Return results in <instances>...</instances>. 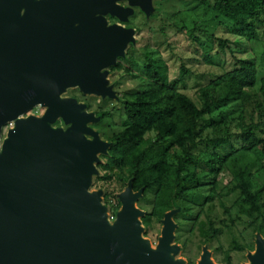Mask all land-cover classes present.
<instances>
[{
	"label": "water",
	"instance_id": "water-1",
	"mask_svg": "<svg viewBox=\"0 0 264 264\" xmlns=\"http://www.w3.org/2000/svg\"><path fill=\"white\" fill-rule=\"evenodd\" d=\"M135 7L154 11L153 0H0V264H186L173 244L179 209L165 213L153 247L131 181L109 220L103 191H91L111 145L91 126L101 117L63 96L79 87L119 98L108 76L136 41L124 25ZM249 260L264 264L260 233ZM199 264H217L208 247Z\"/></svg>",
	"mask_w": 264,
	"mask_h": 264
},
{
	"label": "trees",
	"instance_id": "trees-1",
	"mask_svg": "<svg viewBox=\"0 0 264 264\" xmlns=\"http://www.w3.org/2000/svg\"><path fill=\"white\" fill-rule=\"evenodd\" d=\"M197 1L211 15L209 20L226 19L237 28L228 39L209 34V41L215 38L226 53L231 42L237 43L231 52L240 56L231 53L230 69L221 68L207 79L208 74L204 75L207 82L196 83L194 99L185 89L192 75L185 63L174 77L169 61L158 49L146 46L141 58L134 49L136 42L131 43L125 57L110 68L111 82L120 92V106L109 108L114 99L108 97H92L87 103L88 111L101 116L98 126L111 144L100 155L92 189L103 191V203L115 216L121 208L118 195L130 181L134 191L143 189L138 203L147 210L142 218L147 237L152 236L154 220L161 221L166 212L179 209L178 215L189 218L194 204L200 207L198 219L216 198L230 214L231 224L236 217L246 218L247 227L264 234V73L252 45L260 40L259 27L264 26V0ZM160 3L153 0L154 10L161 11ZM136 32L141 28L137 26ZM193 35L195 53L201 52L214 65L211 45L204 48L198 35ZM198 60L190 58L194 64ZM258 72L263 74L260 79ZM131 82L137 85L122 92ZM79 92V100L85 101L86 95ZM228 110L233 114L228 116ZM115 112H119L118 123ZM235 140L241 143L239 148H234ZM232 195L227 206L223 198ZM209 226L212 235L208 242L221 232L214 221ZM233 244L238 251L254 248ZM226 258L231 264L230 254Z\"/></svg>",
	"mask_w": 264,
	"mask_h": 264
},
{
	"label": "rangeland",
	"instance_id": "rangeland-1",
	"mask_svg": "<svg viewBox=\"0 0 264 264\" xmlns=\"http://www.w3.org/2000/svg\"><path fill=\"white\" fill-rule=\"evenodd\" d=\"M160 1L161 11L154 10L150 16H147L139 7H135L134 15L129 18L127 23H124L127 27L135 28L137 31V26L141 28V32L135 35L136 38V54L142 58L145 47L151 46L152 49L161 52L163 57L169 61L170 69L172 75L175 77L179 74V67L181 63L192 70L191 78L187 81L186 92L196 99L197 89L196 85L198 83L207 82L206 79L210 77L211 74L218 72L221 68L230 69L233 65V57L231 53L237 57L240 56V53L231 52L232 46L235 44L231 42L229 44L231 48H228V53L220 49L218 41L215 38H210L209 34L215 35L217 38H230L232 34L237 30V28L228 20L221 19L220 21L209 20L211 15L208 13L203 4H199L197 0H193L190 4L182 3L180 1ZM124 6H128L126 1L120 2ZM193 9L192 11L190 9ZM190 10V12H188ZM207 11V12H206ZM109 18V16H107ZM107 18V19H108ZM115 19V18H114ZM111 20L110 18L108 21ZM146 23V25L144 24ZM145 25V26H143ZM164 28L163 30L161 28ZM194 27L196 28L195 30ZM165 30V32H164ZM260 30V40L252 41V45L255 53L258 55V66L261 72L264 73V26L259 27ZM198 35V39L204 48H207L211 45L210 56L213 58L214 65L208 63L203 57L202 53H195V42L194 35ZM171 46H168V45ZM237 44V43H236ZM235 44V45H236ZM131 44L128 45V48ZM127 48V51H128ZM126 51V52H127ZM190 58H198V62L195 64L191 63ZM208 74V77L205 76ZM258 78L260 79L263 74L258 72ZM109 84L113 85L110 79L109 74ZM197 83V84H196ZM137 83L131 82L127 83L121 91H125L128 88L135 87ZM114 86V85H113ZM114 90L117 92L115 87ZM130 90V89H129ZM80 96L79 89H68L63 95L69 97V95ZM120 92L117 93L119 97ZM92 97H97L100 99V96L97 95H86L85 101L92 100ZM114 99L115 106L119 107L121 101ZM46 109L38 106L34 108L33 112L37 115L44 113ZM233 113L230 110L227 111V115ZM114 121L118 123L120 121L119 112H115ZM100 122V121H99ZM92 123L91 126L99 131L100 137L103 140H106L102 136L100 131V126L98 123ZM56 125H61L62 121L58 120ZM62 126V125H61ZM8 130V126L5 127V131ZM212 133V132H211ZM210 133V134H211ZM107 141V140H106ZM241 145L237 140L234 141V148H239ZM226 179V178H225ZM223 182L225 184V180ZM206 190L208 187L205 188ZM98 190L97 188H91V191ZM234 196H228L223 198V201L227 206H230ZM137 206L147 211L144 208H141L139 203ZM193 213L186 218L177 213L173 216L174 222L177 224L175 230V239L173 244L179 246V251L175 255L176 259H181L185 261L186 264H199L201 261V256L203 254V248L208 247L209 251L212 254L213 262L217 264H228L227 254L231 256V264H248L249 253H254L256 249V232L253 228L247 227L246 218H237L234 224H231L230 214L225 212V209L222 207L219 198H216L213 202L208 203L204 210L199 215L197 219L198 212L200 207L194 205ZM236 215V214H235ZM197 220H196V219ZM196 220V221H195ZM212 220L215 223L216 228H220L221 232L214 237L211 241H207L212 233L210 232L209 221ZM144 226V225H143ZM145 228V226H144ZM163 228V223L161 221L154 220L153 227L151 228L152 236H145L146 238L152 241L153 247L158 244V239L161 236V231ZM261 234V233H260ZM264 238V234H261ZM234 241L240 244H249L254 246L251 250L246 246L244 251L234 250Z\"/></svg>",
	"mask_w": 264,
	"mask_h": 264
},
{
	"label": "flooded vegetation",
	"instance_id": "flooded-vegetation-1",
	"mask_svg": "<svg viewBox=\"0 0 264 264\" xmlns=\"http://www.w3.org/2000/svg\"><path fill=\"white\" fill-rule=\"evenodd\" d=\"M109 16V18L111 19V20H109V23L110 24H113V23H116V22H119L118 21V19H116L115 17H112V16H110V15H108ZM108 18V17H107ZM108 18V19H109ZM115 18V19H114ZM68 89H80L79 87H71V88H68ZM69 97H74V98H76L79 102H83V103H85L86 105H87V103L86 102H84V101H80L79 100V98H78V96L75 94H73V95H69ZM101 99H104V98H102V97H100ZM103 101V100H102ZM117 101H120V100H117ZM113 106H115V103L114 102H110V106H109V108H111V107H113ZM94 112V111H93ZM96 114V113H95ZM97 115V114H96ZM98 117H99V115H97ZM101 117V116H100ZM62 121V120H61ZM100 121H101V119H100ZM62 126H64V124H63V122H62V124H61ZM60 125V126H61Z\"/></svg>",
	"mask_w": 264,
	"mask_h": 264
},
{
	"label": "built area",
	"instance_id": "built-area-1",
	"mask_svg": "<svg viewBox=\"0 0 264 264\" xmlns=\"http://www.w3.org/2000/svg\"><path fill=\"white\" fill-rule=\"evenodd\" d=\"M30 114H35V113H34L33 111H31ZM35 115H37V114H35ZM13 126H14V123H13V122L9 123V124H8V129H9V128H12ZM115 219H116V216L113 215V214H110V213H109V220H110L111 222H113Z\"/></svg>",
	"mask_w": 264,
	"mask_h": 264
}]
</instances>
